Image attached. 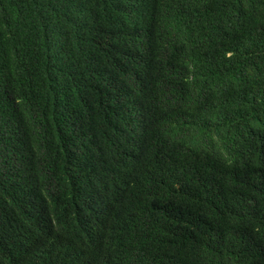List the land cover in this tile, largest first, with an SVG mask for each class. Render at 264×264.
Segmentation results:
<instances>
[{
    "label": "trees",
    "instance_id": "trees-1",
    "mask_svg": "<svg viewBox=\"0 0 264 264\" xmlns=\"http://www.w3.org/2000/svg\"><path fill=\"white\" fill-rule=\"evenodd\" d=\"M0 264H264V0H0Z\"/></svg>",
    "mask_w": 264,
    "mask_h": 264
}]
</instances>
